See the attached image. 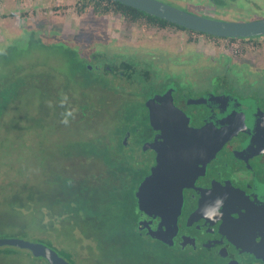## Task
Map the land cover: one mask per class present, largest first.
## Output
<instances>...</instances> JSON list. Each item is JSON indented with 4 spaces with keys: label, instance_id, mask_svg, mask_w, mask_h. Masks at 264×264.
Returning <instances> with one entry per match:
<instances>
[{
    "label": "rangeland",
    "instance_id": "rangeland-1",
    "mask_svg": "<svg viewBox=\"0 0 264 264\" xmlns=\"http://www.w3.org/2000/svg\"><path fill=\"white\" fill-rule=\"evenodd\" d=\"M162 1L226 21L264 18V0H223L218 5L214 0ZM27 30L58 31L75 40L82 46H76L77 54L91 61L92 83L83 88L82 69L74 66L63 43L39 44L24 39L26 35L18 39ZM5 44L10 47L2 51ZM92 52L97 55L91 59ZM126 52L139 55L140 68L150 70V81L159 83L158 88L176 79L187 90L205 91L215 87L214 76L231 64L228 73L242 88L236 92L247 91L250 77L258 79L253 88L262 86L264 37L255 43L203 35L190 40L184 30L130 24L120 14H100L92 7L79 12L75 0H0V237L42 242L71 264H178V251L134 233L121 217L122 209L117 216L107 200L103 208L111 218L94 217L90 208L69 204L66 183L60 186L58 180V172L94 181L98 175L110 177L103 157L86 153L84 145L95 130L109 136L118 122L121 98L114 91L125 92L123 99L142 91L98 66L110 57L121 60ZM102 94L106 98H99ZM3 99L8 103L3 105ZM156 114L150 115L152 125L159 120ZM59 193L63 201L58 203ZM204 256L185 258V264L214 263ZM0 264L47 262L13 247L12 253L0 254Z\"/></svg>",
    "mask_w": 264,
    "mask_h": 264
},
{
    "label": "flooded vegetation",
    "instance_id": "flooded-vegetation-1",
    "mask_svg": "<svg viewBox=\"0 0 264 264\" xmlns=\"http://www.w3.org/2000/svg\"><path fill=\"white\" fill-rule=\"evenodd\" d=\"M214 77L217 86L205 91L171 79L152 91L132 92L149 118L137 133L126 131V151L119 155L137 161L136 228L182 258L205 254L213 264H264V91L236 92ZM153 114L159 129L151 124ZM185 124L199 135L179 136ZM158 167L145 199L163 210L145 212L136 195ZM177 189L183 197L174 227L168 207L179 204Z\"/></svg>",
    "mask_w": 264,
    "mask_h": 264
},
{
    "label": "trees",
    "instance_id": "trees-1",
    "mask_svg": "<svg viewBox=\"0 0 264 264\" xmlns=\"http://www.w3.org/2000/svg\"><path fill=\"white\" fill-rule=\"evenodd\" d=\"M76 1V8L79 12H83L89 7H92L97 13L106 14V13H115L122 15L125 20L130 24H139L145 25L147 27H157V28H176L180 30H184L189 33L190 40H193L194 36L203 35L211 40L220 41V40H240L244 43L249 42H257L259 38H263L264 36H252V37H219L209 34H204L201 32L194 31L192 29H187L183 26L177 25L171 21L166 19L157 17L155 15L149 14L145 11L132 7L130 5L124 4L120 1L116 0H75ZM216 5L224 3L223 0H214ZM37 33H39L37 35ZM26 35V36H25ZM57 35L55 38L54 36ZM25 36L24 39H28L31 41L47 43H54V42H61L66 47L65 49L72 57L73 64L77 69H82V76L84 78V87L86 88L88 85L92 83V71L89 68L88 64L91 62L88 60L89 56H85L84 54L78 55L76 52L79 46L75 43V40L66 39L61 37L58 31L49 32L46 31H39L36 30H27L24 31L22 35L18 37L21 38ZM57 40V41H55ZM10 47V44H5L1 49L2 51H7ZM13 47L14 44H13ZM100 53V52H98ZM95 52L90 54V58H94L96 56ZM123 58L121 60H113L110 57L109 61H106L105 64L111 65L114 67L113 72L107 69L106 67L102 66L99 67L101 72L105 73H114L117 76L123 78H127L131 85L140 87L142 91H152V89L156 86L157 82L150 81L152 73L149 69L140 68V61L139 55L133 54L130 52H126L125 54L121 55ZM116 58V56H115ZM229 58V57H227ZM226 67V71L224 70L218 78L219 81L230 88L236 89L240 91L242 88H238L239 79H233V77L228 73L230 67ZM93 70V69H92ZM123 74V75H122ZM259 74V73H257ZM263 77V79H262ZM260 76L259 79L262 81V86L259 85L257 89L253 88V84L258 83V79L250 77L252 80L251 83H245L247 91H264V74ZM217 78V76H216ZM96 81H100L99 79H94ZM102 82V81H100ZM141 82H144V85H140ZM166 83V81H164ZM151 83V84H150ZM105 86L107 83L104 84ZM217 86V85H215ZM232 89V90H233ZM117 95L120 96V107L117 109L118 112V122L113 127L111 134L109 136L103 135V133H99V130H95V134L91 141H86L84 148L87 151L86 153H93V155H100L103 157V162L107 167V173L110 177H104L101 175L97 176L96 181L91 180L89 176H83L82 173L78 175H82L83 177L76 178L74 175H69L64 172H58V180L60 186L62 185V181L64 184L66 183V199L71 205H77L80 203L81 207L83 208H90L92 215L94 217L101 216L104 214L107 218L113 217L112 213L109 211H104L103 202L107 200L108 208L113 210L116 215L118 216V210L122 209L121 217L126 221V223L130 224L134 233L138 231L136 228V217H137V204L136 198L134 195L133 187H134V180L133 175L135 173V165L134 162L131 160H126L122 156L123 153L125 154L126 148H124L123 137L127 130H132L134 133H137V129L142 126H146L148 124V119L146 116V112H144V108L141 107L142 102L138 99L127 98L123 99L125 96V92H117ZM99 98H106L105 96L99 95ZM5 99V98H4ZM2 101L3 105L7 104L8 101ZM146 111V109H145ZM4 111L0 109V119ZM126 123V124H125ZM147 123V124H146ZM124 148V149H123ZM100 172V170H98ZM66 174V175H65ZM105 175V173L103 172ZM62 202V196L60 197V193L57 195V202ZM73 208V207H72ZM107 213V214H106ZM139 234V231H138ZM13 247L15 246H0V254H10L13 252ZM18 248V247H15ZM33 255V254H32ZM34 256V255H33ZM47 264L49 262L43 258ZM178 264H185V258L179 257Z\"/></svg>",
    "mask_w": 264,
    "mask_h": 264
},
{
    "label": "water",
    "instance_id": "water-1",
    "mask_svg": "<svg viewBox=\"0 0 264 264\" xmlns=\"http://www.w3.org/2000/svg\"><path fill=\"white\" fill-rule=\"evenodd\" d=\"M116 1H120L124 4L130 5L157 17L166 19L187 29H192L204 34L235 38L264 36V18L249 21H226L199 13H193L180 7H176L174 5L166 3L162 0ZM91 67L92 66H90V68ZM106 68L110 71L114 70V68L109 65ZM177 87L178 86L175 84L174 91H176ZM183 129H185V132L178 133L179 136L184 135L189 137L191 135H199V133H193L191 130H189L190 127L187 124L184 125ZM160 171L161 168L159 167L154 169L152 174L142 183V186L137 192L136 196L139 199V208L144 210L145 212L151 213L156 209V211L163 210L162 207H156V205H154L153 202L150 201V199H145V197H147L151 193L149 186L156 180ZM144 192L146 193L143 196ZM173 197L179 199V204L177 206L168 207V209L173 215L171 218L174 219L171 221V223L174 227H176V220L182 209L180 204L183 197V191L181 189L174 190ZM146 204H151V206L148 207L146 206ZM156 233V231L151 232V230L148 232V234L152 237H155ZM0 246H15L21 249H28L35 257L45 258L49 262V264H71L67 259L61 256L57 250L42 242H34L17 237H0Z\"/></svg>",
    "mask_w": 264,
    "mask_h": 264
}]
</instances>
